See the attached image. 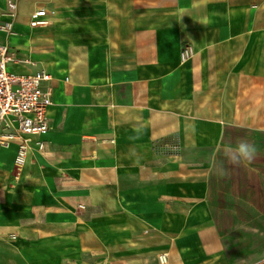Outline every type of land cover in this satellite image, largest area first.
Instances as JSON below:
<instances>
[{"label":"crops","instance_id":"obj_1","mask_svg":"<svg viewBox=\"0 0 264 264\" xmlns=\"http://www.w3.org/2000/svg\"><path fill=\"white\" fill-rule=\"evenodd\" d=\"M16 2L8 67L49 72L52 104L43 147L0 183V264H230L209 198L220 166L253 168L218 146L264 134V0Z\"/></svg>","mask_w":264,"mask_h":264},{"label":"rangeland","instance_id":"obj_2","mask_svg":"<svg viewBox=\"0 0 264 264\" xmlns=\"http://www.w3.org/2000/svg\"><path fill=\"white\" fill-rule=\"evenodd\" d=\"M235 135L240 141L243 140L240 136H246ZM248 136L246 141L257 148L250 165L253 168L220 166L212 177L209 198L214 216L220 221L218 230L230 264H264V134ZM209 153L204 148L201 157L206 158ZM22 167L12 164L0 171L4 189L15 188Z\"/></svg>","mask_w":264,"mask_h":264},{"label":"built area","instance_id":"obj_3","mask_svg":"<svg viewBox=\"0 0 264 264\" xmlns=\"http://www.w3.org/2000/svg\"><path fill=\"white\" fill-rule=\"evenodd\" d=\"M8 20L0 23V31L10 33L17 15L16 0H7L4 12ZM43 7L35 9L29 18V25L41 26L47 23ZM194 52L190 45L180 48V62H186ZM13 52L0 43V148L11 143L16 145L13 163L22 167L32 147H43V134L50 128L49 107L52 104L51 74L44 69L32 73L11 71ZM82 208V205H79ZM160 263H165L167 253L156 254Z\"/></svg>","mask_w":264,"mask_h":264},{"label":"clouds","instance_id":"obj_4","mask_svg":"<svg viewBox=\"0 0 264 264\" xmlns=\"http://www.w3.org/2000/svg\"><path fill=\"white\" fill-rule=\"evenodd\" d=\"M218 151H223L229 163L238 166L242 162H251L256 156L257 148L254 144L241 140L235 146H218Z\"/></svg>","mask_w":264,"mask_h":264}]
</instances>
